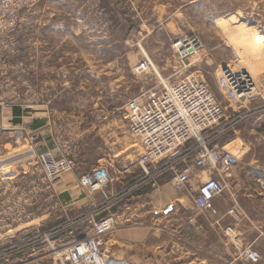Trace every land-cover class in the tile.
I'll return each mask as SVG.
<instances>
[{
  "label": "rangeland",
  "instance_id": "obj_1",
  "mask_svg": "<svg viewBox=\"0 0 264 264\" xmlns=\"http://www.w3.org/2000/svg\"><path fill=\"white\" fill-rule=\"evenodd\" d=\"M180 37L198 50L176 77L201 76L223 108L213 144L231 155L264 153V102H246L232 125L234 105L216 83L245 73L264 95V0H0V264H70L66 251L93 220L122 222L120 205L95 202L96 213L68 203L57 186L75 167L72 195L82 193L83 178L116 154L135 163L142 149L124 106L176 80L168 77ZM143 62L148 69L136 73ZM12 106L30 111L15 126ZM43 158L72 169L54 181ZM109 167L115 177L117 163Z\"/></svg>",
  "mask_w": 264,
  "mask_h": 264
},
{
  "label": "crops",
  "instance_id": "obj_2",
  "mask_svg": "<svg viewBox=\"0 0 264 264\" xmlns=\"http://www.w3.org/2000/svg\"><path fill=\"white\" fill-rule=\"evenodd\" d=\"M141 154L135 163L113 155L111 163L116 162L119 170L109 176L104 195L85 188L72 195L79 189L75 167L57 186L68 203L83 202L95 212V202L120 205L122 222L101 241L107 264H264V153L233 155L232 177L224 179L228 188L203 211L193 204L197 187L217 178L216 173L191 166L189 183L176 189L170 182L175 172L168 165L157 171L158 164L142 169ZM249 249L260 255V261L243 258Z\"/></svg>",
  "mask_w": 264,
  "mask_h": 264
},
{
  "label": "built area",
  "instance_id": "obj_3",
  "mask_svg": "<svg viewBox=\"0 0 264 264\" xmlns=\"http://www.w3.org/2000/svg\"><path fill=\"white\" fill-rule=\"evenodd\" d=\"M171 49L176 67L168 79L181 76L191 66L190 60L198 50V42L189 37H180L172 43ZM149 62L140 63L135 72L148 69ZM159 80L160 77L158 76ZM161 82V81H160ZM217 86L228 103L233 106L235 115L246 102L261 99L264 95L251 77L245 73L232 72L221 74ZM221 104L208 90L201 76L188 74L177 78L170 86H162L161 90L148 91L124 106V120L130 135L135 137L142 149L138 166L145 169L148 165L158 164L157 171L168 168L175 172L171 184L182 189L189 183L190 167L200 171H211L217 178H208L199 183L193 204L199 211L205 210L210 203L221 196L230 179L231 169L236 163L233 155L220 150L213 139L214 127L224 116ZM241 120L234 116L232 125ZM190 159V165L187 161ZM186 164L178 171L177 165ZM43 167L47 177L54 181L60 175L71 171L72 166L65 161L50 164V159L43 158ZM109 182L107 168L98 166L91 170L82 180L83 187L90 193L104 195L105 185ZM97 213V211H96ZM117 226L113 216H105L93 220L90 235L71 246L65 255L70 264H107L101 250L102 238ZM243 258L252 263L261 257L252 250L243 251Z\"/></svg>",
  "mask_w": 264,
  "mask_h": 264
},
{
  "label": "trees",
  "instance_id": "obj_4",
  "mask_svg": "<svg viewBox=\"0 0 264 264\" xmlns=\"http://www.w3.org/2000/svg\"><path fill=\"white\" fill-rule=\"evenodd\" d=\"M11 112H12V119L10 121V123L15 126L20 124L22 121V117L26 116L30 111L26 110V109H22V107L20 106H12L11 107ZM40 122L39 120H33L31 123V128L34 129H38Z\"/></svg>",
  "mask_w": 264,
  "mask_h": 264
},
{
  "label": "bare ground",
  "instance_id": "obj_5",
  "mask_svg": "<svg viewBox=\"0 0 264 264\" xmlns=\"http://www.w3.org/2000/svg\"><path fill=\"white\" fill-rule=\"evenodd\" d=\"M162 83H164L163 81H161ZM166 86V84H164Z\"/></svg>",
  "mask_w": 264,
  "mask_h": 264
}]
</instances>
